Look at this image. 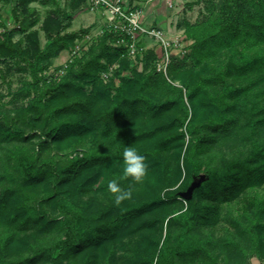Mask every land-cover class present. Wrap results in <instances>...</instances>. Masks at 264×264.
Returning <instances> with one entry per match:
<instances>
[{
	"label": "trees",
	"instance_id": "16d2710c",
	"mask_svg": "<svg viewBox=\"0 0 264 264\" xmlns=\"http://www.w3.org/2000/svg\"><path fill=\"white\" fill-rule=\"evenodd\" d=\"M30 1L18 27L0 19V62L30 77L24 103L0 101V264L264 261V0L188 2L205 14L182 22L192 43L168 78L104 27L56 79L43 71L94 24L70 29L85 0H39L42 46ZM126 146L148 172L118 181L133 193L117 205Z\"/></svg>",
	"mask_w": 264,
	"mask_h": 264
},
{
	"label": "built area",
	"instance_id": "2783aa9c",
	"mask_svg": "<svg viewBox=\"0 0 264 264\" xmlns=\"http://www.w3.org/2000/svg\"><path fill=\"white\" fill-rule=\"evenodd\" d=\"M167 6L172 7V0H167ZM87 11H99L103 15L99 27L91 28L88 32L75 38L69 49L67 59L61 67L49 66L43 71L48 78L56 79L64 73L67 62L80 56L88 49L92 39L101 34L104 27L112 28L118 34L117 44H123L126 53L132 62L142 64L143 53L151 48L155 52L154 69L168 76L169 66L173 59L183 58L189 50L192 40L187 38L183 30L169 34L157 26H146L142 22V9L130 7L126 0H85ZM114 66L101 73L107 80Z\"/></svg>",
	"mask_w": 264,
	"mask_h": 264
},
{
	"label": "rangeland",
	"instance_id": "374dc122",
	"mask_svg": "<svg viewBox=\"0 0 264 264\" xmlns=\"http://www.w3.org/2000/svg\"><path fill=\"white\" fill-rule=\"evenodd\" d=\"M194 0H187L182 5L184 9H190L188 14L190 21H195L204 17L203 2L193 5L192 7L188 6V2ZM67 0H60L61 5H66ZM16 6V0H0V19L5 23L7 29H12L18 27L19 22L15 18L14 7ZM29 8H33L38 12L39 21L35 24L34 28L39 29V40L40 44L43 46L46 40L45 34L40 30L41 20L47 9V6L40 3L39 0H32L29 2ZM19 19L23 16L21 11V6L17 8V13ZM103 15L99 11L89 12L86 9L81 8L80 11H75L73 13V23L70 29H78L80 27H87L91 24H94L92 28H97L102 22ZM2 28H0V31ZM181 29L175 30L173 33L181 31ZM172 34V33H169ZM23 35L16 33L14 39L21 38ZM70 47L62 49L59 54L52 59V65H60L63 63L68 56ZM19 65H15L14 62H0V101L6 102L7 100L13 99V104L24 103L25 99L21 97L15 98V92L18 88L21 87L23 80H29V71L27 69L22 70L18 69ZM115 67V66H114ZM142 64L137 63V68L140 70ZM264 189V188H263ZM255 258L251 259L249 264H256L257 260Z\"/></svg>",
	"mask_w": 264,
	"mask_h": 264
},
{
	"label": "crops",
	"instance_id": "0c3cea01",
	"mask_svg": "<svg viewBox=\"0 0 264 264\" xmlns=\"http://www.w3.org/2000/svg\"><path fill=\"white\" fill-rule=\"evenodd\" d=\"M126 1L130 7L142 9V22L144 25L157 26L166 30L168 33H173L175 30L181 29L184 20L190 21L188 16L190 9H184L182 6L187 0H172V7L167 6V0ZM83 6L81 8H83ZM80 9L75 11H80ZM255 260L257 259L255 258L254 261ZM256 264H264V261L257 260Z\"/></svg>",
	"mask_w": 264,
	"mask_h": 264
},
{
	"label": "clouds",
	"instance_id": "9594fccd",
	"mask_svg": "<svg viewBox=\"0 0 264 264\" xmlns=\"http://www.w3.org/2000/svg\"><path fill=\"white\" fill-rule=\"evenodd\" d=\"M119 155L123 162L121 175L118 178L107 180V189L113 194L114 203L117 205L123 200L130 199L133 193V187H122L118 181L131 178L134 184L142 183L148 172L146 158L137 147L126 146Z\"/></svg>",
	"mask_w": 264,
	"mask_h": 264
},
{
	"label": "water",
	"instance_id": "95a60500",
	"mask_svg": "<svg viewBox=\"0 0 264 264\" xmlns=\"http://www.w3.org/2000/svg\"><path fill=\"white\" fill-rule=\"evenodd\" d=\"M190 196V189L188 190V194H187V197H189Z\"/></svg>",
	"mask_w": 264,
	"mask_h": 264
}]
</instances>
